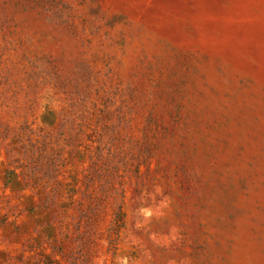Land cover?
<instances>
[{
    "label": "rangeland",
    "instance_id": "obj_1",
    "mask_svg": "<svg viewBox=\"0 0 264 264\" xmlns=\"http://www.w3.org/2000/svg\"><path fill=\"white\" fill-rule=\"evenodd\" d=\"M0 264H264V0H0Z\"/></svg>",
    "mask_w": 264,
    "mask_h": 264
}]
</instances>
